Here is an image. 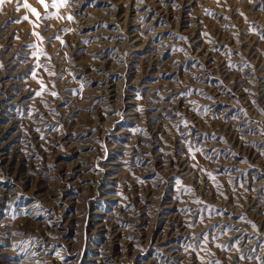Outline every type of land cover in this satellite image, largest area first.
<instances>
[{
  "label": "rangeland",
  "instance_id": "rangeland-1",
  "mask_svg": "<svg viewBox=\"0 0 264 264\" xmlns=\"http://www.w3.org/2000/svg\"><path fill=\"white\" fill-rule=\"evenodd\" d=\"M27 3L0 4V264H264V0Z\"/></svg>",
  "mask_w": 264,
  "mask_h": 264
},
{
  "label": "snow or ice",
  "instance_id": "snow-or-ice-1",
  "mask_svg": "<svg viewBox=\"0 0 264 264\" xmlns=\"http://www.w3.org/2000/svg\"><path fill=\"white\" fill-rule=\"evenodd\" d=\"M4 2V0H0V4H2ZM64 0H59V3H63ZM40 3L47 8L48 5L46 3V0H40ZM59 3L57 2V0H53V6L54 7H59ZM25 8H29L35 15L39 16V12L37 11L36 8L32 7L31 4L27 3V0H25V4H24Z\"/></svg>",
  "mask_w": 264,
  "mask_h": 264
}]
</instances>
